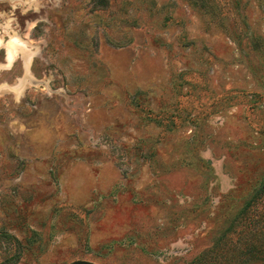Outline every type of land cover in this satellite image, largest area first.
Wrapping results in <instances>:
<instances>
[{
  "label": "rangeland",
  "instance_id": "1",
  "mask_svg": "<svg viewBox=\"0 0 264 264\" xmlns=\"http://www.w3.org/2000/svg\"><path fill=\"white\" fill-rule=\"evenodd\" d=\"M264 264V0H0V264Z\"/></svg>",
  "mask_w": 264,
  "mask_h": 264
},
{
  "label": "water",
  "instance_id": "2",
  "mask_svg": "<svg viewBox=\"0 0 264 264\" xmlns=\"http://www.w3.org/2000/svg\"><path fill=\"white\" fill-rule=\"evenodd\" d=\"M69 264H96V263L89 260H74Z\"/></svg>",
  "mask_w": 264,
  "mask_h": 264
}]
</instances>
